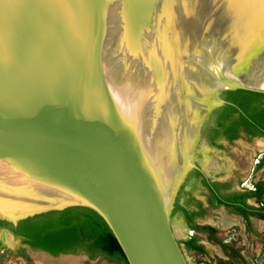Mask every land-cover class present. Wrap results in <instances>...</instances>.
<instances>
[{
	"label": "water",
	"instance_id": "95a60500",
	"mask_svg": "<svg viewBox=\"0 0 264 264\" xmlns=\"http://www.w3.org/2000/svg\"><path fill=\"white\" fill-rule=\"evenodd\" d=\"M262 71L264 0H0V222L84 207L128 264H189L173 213Z\"/></svg>",
	"mask_w": 264,
	"mask_h": 264
},
{
	"label": "rangeland",
	"instance_id": "374dc122",
	"mask_svg": "<svg viewBox=\"0 0 264 264\" xmlns=\"http://www.w3.org/2000/svg\"><path fill=\"white\" fill-rule=\"evenodd\" d=\"M220 143L211 142L212 148L207 154L218 159L220 168L206 173L213 180H231L233 186L242 193H258L248 199V205L264 208V138L253 139L250 134L233 141L223 139ZM199 160L203 163L205 159L199 157ZM243 182L247 184L242 187ZM185 183L188 193L182 194L178 205L189 201L193 194L211 207L209 213L205 211L200 217L192 219L191 223L195 227L192 235H189L184 212L176 207L173 213L174 229L181 228L182 234L178 239L189 264H264V217L251 213L245 220L232 208L217 207L208 195L205 182L196 173H192ZM206 227H211L212 230L205 231ZM189 239H195V243L203 251L189 248L185 243ZM38 258H46L48 261L41 263ZM71 262L121 264L104 255L91 258L79 253L51 257L41 251L28 249L11 235L0 236V264H72Z\"/></svg>",
	"mask_w": 264,
	"mask_h": 264
},
{
	"label": "trees",
	"instance_id": "16d2710c",
	"mask_svg": "<svg viewBox=\"0 0 264 264\" xmlns=\"http://www.w3.org/2000/svg\"><path fill=\"white\" fill-rule=\"evenodd\" d=\"M223 98L236 107L225 105L215 112L214 127L208 134L212 143L222 137L239 138V129L245 128L255 136H264V93L246 90L228 91ZM258 193H248V197ZM184 213L186 209L177 205ZM252 214L264 217V208H251ZM24 243L45 250L53 256L84 253L93 258L104 255L121 264H128L126 256L105 220L95 211L84 207H73L53 211L23 220L17 225L1 221ZM210 228V227H208ZM211 230V229H210ZM189 248L203 251L195 239L185 242Z\"/></svg>",
	"mask_w": 264,
	"mask_h": 264
},
{
	"label": "flooded vegetation",
	"instance_id": "af4514ba",
	"mask_svg": "<svg viewBox=\"0 0 264 264\" xmlns=\"http://www.w3.org/2000/svg\"><path fill=\"white\" fill-rule=\"evenodd\" d=\"M213 127H214V125H213ZM250 134H251V137L253 136V139L254 138H264V136L253 135L250 131L246 130L245 128L239 129V138L240 137H242V138L246 137L247 135H250ZM223 139L230 140L228 137H222L217 141V144H219L221 142V140H223ZM231 141H233V140H231ZM220 144H222V143H220ZM195 173L198 175L199 179H202L205 182V187L208 190V195H210V197L214 200L217 207H221L224 209H231L232 208L237 212V214L242 216L245 220L248 219V214H251V211H252L251 208L259 209V208L251 207L250 205H248V199H250L251 197L247 196L248 193H242L238 189H236L233 186V182L231 180H228V179L227 180H213L210 177H206L204 175V173H202L200 171L195 170ZM246 184L247 183H244V182L241 183L242 187L246 186ZM182 205L187 210V212L184 213L186 220L188 219V217H191L194 219L196 216L200 215V213H198V212L193 213V210L199 209L202 206L200 204L198 197L194 196L193 194L190 195V200L187 202L185 201V203H183ZM253 215H255V214H253ZM189 235H192V234H189ZM17 239L22 243L23 246H26L28 249H31L33 251H41V252H45L49 255H52L45 250L33 248L32 246L24 243L22 239H19V238H17ZM85 255H87V254H85Z\"/></svg>",
	"mask_w": 264,
	"mask_h": 264
},
{
	"label": "bare ground",
	"instance_id": "6f19581e",
	"mask_svg": "<svg viewBox=\"0 0 264 264\" xmlns=\"http://www.w3.org/2000/svg\"><path fill=\"white\" fill-rule=\"evenodd\" d=\"M256 85L259 88L264 89V71H262V73L260 74L259 83H256ZM208 151H209V149H208ZM202 166H203L205 172H209V173L214 171V170H218L220 168V166L218 164V159H216L213 155L212 156L207 155V160L205 159L203 161ZM175 234H176L177 238L178 237L180 238L181 234H182L181 228H177L176 227L175 228ZM45 260H46V258H38V261L41 262V263L45 262ZM46 261H48V260H46ZM71 263L72 264H76L75 262H71ZM105 264H107V263H105Z\"/></svg>",
	"mask_w": 264,
	"mask_h": 264
},
{
	"label": "crops",
	"instance_id": "0c3cea01",
	"mask_svg": "<svg viewBox=\"0 0 264 264\" xmlns=\"http://www.w3.org/2000/svg\"><path fill=\"white\" fill-rule=\"evenodd\" d=\"M203 201L201 200L200 201V204L202 205L199 209H195V210H193V213H196V212H198V213H200V215H203L204 214V212L206 211L207 213H209L210 212V208L211 207H209V205L208 204H204V203H202ZM183 203H181V207H183V208H185L183 205H182ZM186 212H187V210H186ZM197 213V214H198ZM200 215H198L199 217H200ZM192 219L193 218H191V217H188V219L186 220V224L188 225V227H189V231H193L194 230V226H193V224L191 223L192 222ZM212 230V228L210 227V228H208V227H206V229H205V231H211ZM203 230V229H202ZM201 230V231H202Z\"/></svg>",
	"mask_w": 264,
	"mask_h": 264
},
{
	"label": "built area",
	"instance_id": "2783aa9c",
	"mask_svg": "<svg viewBox=\"0 0 264 264\" xmlns=\"http://www.w3.org/2000/svg\"><path fill=\"white\" fill-rule=\"evenodd\" d=\"M189 234H192V232L190 231Z\"/></svg>",
	"mask_w": 264,
	"mask_h": 264
}]
</instances>
